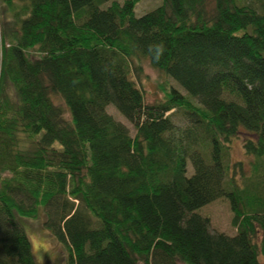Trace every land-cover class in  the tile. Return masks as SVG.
<instances>
[{
	"label": "trees",
	"instance_id": "obj_1",
	"mask_svg": "<svg viewBox=\"0 0 264 264\" xmlns=\"http://www.w3.org/2000/svg\"><path fill=\"white\" fill-rule=\"evenodd\" d=\"M111 1L0 0V264H37L22 221L41 212L67 264H262L264 0H162L142 18L146 0ZM143 61L187 96L147 103ZM241 136L249 176L229 164ZM222 198L234 237L199 214Z\"/></svg>",
	"mask_w": 264,
	"mask_h": 264
},
{
	"label": "rangeland",
	"instance_id": "obj_2",
	"mask_svg": "<svg viewBox=\"0 0 264 264\" xmlns=\"http://www.w3.org/2000/svg\"><path fill=\"white\" fill-rule=\"evenodd\" d=\"M113 1L120 2L123 4L125 0H112L107 6H109ZM163 4L162 0H146L139 3L136 6V16L138 18H142L145 15L149 14L150 12L158 9ZM9 17H4L3 15V6L0 5V43H1V31H2V24L3 21H7ZM1 46V44H0ZM143 67V75L141 76V86L145 91V96L147 103L154 104L159 101L162 102L164 99V92L163 89L166 85H172L174 88L181 90V88L170 78L162 75L155 69H153L150 64L146 61L142 62ZM183 95L187 96L183 90H181ZM54 103L61 107L66 112V118L69 120V115L67 113V109L64 103L61 101L60 98L54 97ZM195 103V101H193ZM107 113L111 115L117 122L122 123L125 125L130 133L131 136L134 137L136 134V130L134 126L128 122L113 106L107 108ZM183 111L174 112L172 115V120L175 125L180 127H188L189 122L183 114ZM244 136H241L240 139L234 140L231 145L230 150V160L229 164L232 166L237 163H243V170L244 173L249 176L250 172V165L249 162L252 161L251 158L247 157L244 153ZM188 174H193L192 167H188ZM239 176V174L236 173ZM239 182V181H238ZM65 204V199H61L58 202V205L63 206ZM53 210H48V213L51 215L53 214ZM199 214L209 219L210 221V231L213 234H224L229 237H234L236 235V230L232 226L234 214L232 212L230 202L225 199H218L217 201L204 206L200 211ZM50 215V216H51ZM52 217V216H51ZM47 220L46 215L41 212L40 218L38 220H23L22 225L25 229V232L30 240L32 246V253L34 259L37 264H67V253L63 247V245L54 237V235L44 226V222ZM94 223H97L94 221ZM262 264L264 261L262 259Z\"/></svg>",
	"mask_w": 264,
	"mask_h": 264
},
{
	"label": "clouds",
	"instance_id": "obj_3",
	"mask_svg": "<svg viewBox=\"0 0 264 264\" xmlns=\"http://www.w3.org/2000/svg\"><path fill=\"white\" fill-rule=\"evenodd\" d=\"M158 47H159V50H160L161 52H163V50H164V49H163V45L161 44V45H159Z\"/></svg>",
	"mask_w": 264,
	"mask_h": 264
}]
</instances>
